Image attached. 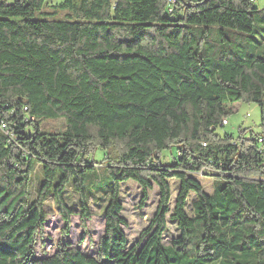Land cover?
Returning a JSON list of instances; mask_svg holds the SVG:
<instances>
[{"label": "trees", "instance_id": "16d2710c", "mask_svg": "<svg viewBox=\"0 0 264 264\" xmlns=\"http://www.w3.org/2000/svg\"><path fill=\"white\" fill-rule=\"evenodd\" d=\"M255 1L0 0V264H264V0ZM237 102L260 107L258 132L218 131ZM59 118L61 129L39 125ZM198 174L211 176L212 193ZM98 179L104 227L89 255L79 246ZM129 180L140 206L159 192L130 245L120 199ZM171 180L178 235L164 244ZM68 190L80 207L76 246ZM49 198L63 242L37 257Z\"/></svg>", "mask_w": 264, "mask_h": 264}, {"label": "rangeland", "instance_id": "374dc122", "mask_svg": "<svg viewBox=\"0 0 264 264\" xmlns=\"http://www.w3.org/2000/svg\"><path fill=\"white\" fill-rule=\"evenodd\" d=\"M255 5L257 7H262L263 0H256ZM230 108L233 112L227 117L228 124H226L224 127H219V132H228L235 135L239 128H247L253 132H258V125L260 122V107L256 103L237 102L230 105ZM63 124V118L55 120L40 119L39 122V125L43 130H58L62 128ZM175 154L176 151L174 149L171 151H163L161 153L165 160L169 159L168 161H172ZM94 157L96 161L101 160L102 151L97 150ZM97 169V175L101 177V168ZM40 175V169L38 168L35 171L36 180L34 181V185L39 182ZM197 178V180L202 184L204 190L207 193H212L213 179L211 176L198 174ZM93 183H96L97 185L100 183V180H94ZM169 183L171 189V202L169 207L170 212L167 214V230L163 236L164 244H168L172 238L178 235L176 223L169 218L177 193L178 181L171 180ZM96 185L94 184V186L90 188L94 191L89 195V199L87 201L90 217L86 220L87 231L84 235L85 240L79 246L83 252L89 255H94L96 251V243L98 238L102 235L104 227V217L102 211L105 204V194L103 192L104 190ZM140 197L141 190L136 183L129 180L121 184L120 199L123 206L121 216L125 219V224L122 226V229L127 237L129 245L135 242L140 231L147 226L149 219L155 212L159 199L157 187L153 186L152 190L149 191L148 199L143 206L139 205ZM194 197L195 195L193 192H190V197L188 198L186 204V212L188 214L192 212L191 203ZM65 198L68 206L74 211L70 217L71 226L68 239L72 245L76 246L81 234L79 202L77 195L71 190L67 191ZM44 210L47 213L46 221L43 226L44 246L41 247V242L38 240L35 248L37 257L51 255L57 249L59 243L63 242L60 234L61 228L63 226V220L51 198L47 199L45 202ZM43 250L45 251V255Z\"/></svg>", "mask_w": 264, "mask_h": 264}, {"label": "built area", "instance_id": "2783aa9c", "mask_svg": "<svg viewBox=\"0 0 264 264\" xmlns=\"http://www.w3.org/2000/svg\"><path fill=\"white\" fill-rule=\"evenodd\" d=\"M222 123L225 124V125L227 124L225 120H223ZM6 128L7 127H6V124L4 123V121H0V129L2 131H5L6 133H9L8 130H6Z\"/></svg>", "mask_w": 264, "mask_h": 264}]
</instances>
